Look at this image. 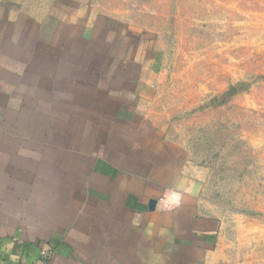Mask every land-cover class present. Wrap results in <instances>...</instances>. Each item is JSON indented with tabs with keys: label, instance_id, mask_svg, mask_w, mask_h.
<instances>
[{
	"label": "crops",
	"instance_id": "crops-1",
	"mask_svg": "<svg viewBox=\"0 0 264 264\" xmlns=\"http://www.w3.org/2000/svg\"><path fill=\"white\" fill-rule=\"evenodd\" d=\"M99 14L0 0V264H197L221 232L134 124L145 34Z\"/></svg>",
	"mask_w": 264,
	"mask_h": 264
},
{
	"label": "rangeland",
	"instance_id": "rangeland-1",
	"mask_svg": "<svg viewBox=\"0 0 264 264\" xmlns=\"http://www.w3.org/2000/svg\"><path fill=\"white\" fill-rule=\"evenodd\" d=\"M90 2L157 56L134 124L149 158L194 181L197 208L221 223L197 264H264V0Z\"/></svg>",
	"mask_w": 264,
	"mask_h": 264
},
{
	"label": "built area",
	"instance_id": "built-area-1",
	"mask_svg": "<svg viewBox=\"0 0 264 264\" xmlns=\"http://www.w3.org/2000/svg\"><path fill=\"white\" fill-rule=\"evenodd\" d=\"M177 202H178V197L173 192L165 193L158 201L159 205L163 209H166V210L170 209L171 207H173V205L176 204ZM41 254L44 257H46L48 255L46 251L41 252Z\"/></svg>",
	"mask_w": 264,
	"mask_h": 264
}]
</instances>
